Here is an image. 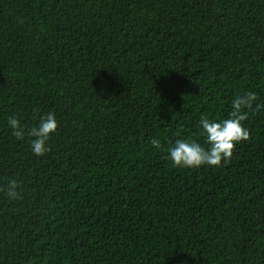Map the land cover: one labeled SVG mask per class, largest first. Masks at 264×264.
<instances>
[{
	"label": "trees",
	"instance_id": "1",
	"mask_svg": "<svg viewBox=\"0 0 264 264\" xmlns=\"http://www.w3.org/2000/svg\"><path fill=\"white\" fill-rule=\"evenodd\" d=\"M247 91L264 0H0V264H264V107L227 164L166 159ZM48 112L36 156L7 120Z\"/></svg>",
	"mask_w": 264,
	"mask_h": 264
},
{
	"label": "clouds",
	"instance_id": "2",
	"mask_svg": "<svg viewBox=\"0 0 264 264\" xmlns=\"http://www.w3.org/2000/svg\"><path fill=\"white\" fill-rule=\"evenodd\" d=\"M253 107L255 109L264 107L257 102L256 92L247 91L235 95L231 101V111L226 118L216 120L202 116L198 121L199 134L205 141L203 145L190 137L177 138L168 145L166 159L178 168L196 169L202 166L220 167L227 164L236 144L249 136V131L242 121L246 119V109ZM7 124L17 139H23L25 135L31 138L30 150L36 156H43L50 150L47 141L58 127L52 112L41 115L36 126L27 131L14 115L8 117ZM151 144L157 149L161 148V141L156 137L152 138ZM2 190L9 199L21 198L18 182L14 179L8 180Z\"/></svg>",
	"mask_w": 264,
	"mask_h": 264
},
{
	"label": "bare ground",
	"instance_id": "3",
	"mask_svg": "<svg viewBox=\"0 0 264 264\" xmlns=\"http://www.w3.org/2000/svg\"><path fill=\"white\" fill-rule=\"evenodd\" d=\"M215 24V23H214ZM203 26V25H202ZM215 28V27H214ZM204 31V30H203ZM198 34V33H197ZM207 44V43H206ZM212 51V50H211ZM197 64V63H196ZM211 72V71H210ZM210 76V75H209ZM185 91V90H184ZM188 99V98H187ZM187 103V102H186ZM186 105V104H185ZM184 108V107H183ZM188 112H189V110H188ZM143 128V127H142ZM128 136V135H127ZM133 145V144H132ZM134 148V147H133ZM133 148H131V149H133ZM116 149V148H115ZM141 149V148H140ZM143 150V149H142ZM145 150V149H144ZM151 150V149H150ZM143 152V151H142ZM141 152V153H142ZM135 153V152H134ZM155 154V153H154ZM132 155H133V153H132ZM126 158V157H125ZM146 158V157H145ZM123 159V158H122ZM128 159V158H127ZM147 159V158H146ZM141 160V159H140ZM126 161V160H125ZM136 161V160H135ZM120 162V161H119ZM130 165V164H129ZM121 169V168H120ZM122 171V170H121ZM142 179V178H141ZM23 196V195H22ZM64 196V195H63ZM59 200V199H58ZM42 216V215H41ZM70 219V218H69ZM199 220V219H198ZM73 221V220H72ZM74 223V222H73ZM83 226V225H82ZM153 226V225H152ZM58 229V228H57ZM14 230V229H13ZM80 230H81V228H80ZM140 235V234H139ZM201 236V235H200ZM72 237V236H71ZM75 243V242H74ZM109 243V242H108ZM68 244V243H67ZM86 255V254H85ZM113 260V259H112ZM111 261V260H110Z\"/></svg>",
	"mask_w": 264,
	"mask_h": 264
}]
</instances>
